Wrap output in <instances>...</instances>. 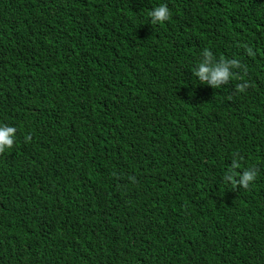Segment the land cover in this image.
Instances as JSON below:
<instances>
[{
    "label": "trees",
    "instance_id": "1",
    "mask_svg": "<svg viewBox=\"0 0 264 264\" xmlns=\"http://www.w3.org/2000/svg\"><path fill=\"white\" fill-rule=\"evenodd\" d=\"M2 125L0 264H264V0H0Z\"/></svg>",
    "mask_w": 264,
    "mask_h": 264
},
{
    "label": "clouds",
    "instance_id": "2",
    "mask_svg": "<svg viewBox=\"0 0 264 264\" xmlns=\"http://www.w3.org/2000/svg\"><path fill=\"white\" fill-rule=\"evenodd\" d=\"M148 15L152 17V23H163L170 19V11L167 5L161 4L151 11ZM201 82L207 81L212 85L213 88H219L221 83H227L230 78V74L226 66L216 67L214 70H210L208 67L201 66L199 72L196 73ZM237 90L243 92L245 87L237 86ZM16 128L7 125L0 126V153H3L6 149H11L14 145V134ZM236 175V174H234ZM254 174L250 172H244L243 176L240 178V184L244 186L245 189L248 188L249 182L254 180ZM228 179H233V176H229ZM235 184V181H233Z\"/></svg>",
    "mask_w": 264,
    "mask_h": 264
}]
</instances>
